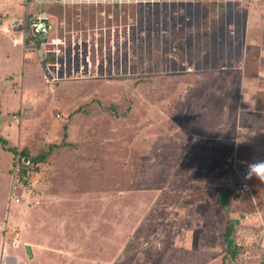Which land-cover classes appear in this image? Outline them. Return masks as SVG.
I'll list each match as a JSON object with an SVG mask.
<instances>
[{"label":"rangeland","instance_id":"obj_1","mask_svg":"<svg viewBox=\"0 0 264 264\" xmlns=\"http://www.w3.org/2000/svg\"><path fill=\"white\" fill-rule=\"evenodd\" d=\"M43 6L60 40L51 60L24 42L34 3L0 0V136L32 155L64 131L67 144L23 182L0 142V264H222L227 218L242 250L225 264H261L264 182L234 189L264 161V0ZM213 124L222 140L196 137L176 173L178 188L188 165L197 182L215 175L210 216H147L141 190L179 163L173 144Z\"/></svg>","mask_w":264,"mask_h":264},{"label":"crops","instance_id":"obj_2","mask_svg":"<svg viewBox=\"0 0 264 264\" xmlns=\"http://www.w3.org/2000/svg\"><path fill=\"white\" fill-rule=\"evenodd\" d=\"M20 2V0H19ZM34 3L33 10L36 9L37 4L34 1H31ZM21 3V2H20ZM45 8V7H44ZM38 54V53H37ZM39 55V54H38ZM238 107L240 110H248L250 108V103L248 104V107H244V101L240 100ZM215 123V122H214ZM211 125V124H210ZM200 133H193L192 137L189 135L188 136V142H185L184 145H174L172 149L178 154V152H183V155L179 159V163L176 165V161L174 160L175 158H172L170 161V164H172V170L170 173L172 174H165L162 180L159 181L158 178L154 179L151 177V179H148V185L141 190V202L145 201V198H148L149 204L147 207V216L150 215V212L152 211H158L157 216H165L169 218H174L176 216L174 211H179L182 210L181 216L182 217H196L199 216L201 218L208 217L206 212L208 211L207 209L212 205L213 201V191L211 184H214V178L215 175L213 173H208V177H203L200 176V181L202 182H197L194 179L191 178V175L195 174L197 172L196 168L188 165L187 170H183L182 172L184 173L185 177H189V179H185L183 182V185L178 188L176 185V173L180 171V168L184 169V166L181 165V161L184 162L186 159L187 154L185 152L188 151V163H192V154L195 153V151L198 149L196 145L197 143V138L198 137L201 141L199 143H206L208 146H213L215 143L217 144L218 140H222L218 136V134L214 133V130H216L215 124H213L210 128L209 126ZM246 128L241 124L240 120L237 118L235 121L234 125V135H236L237 140H239L240 136H242V133ZM224 140V139H223ZM181 156V155H180ZM179 156V157H180ZM158 170V166L155 168ZM177 169V170H176ZM194 170V171H193ZM203 174V171H201ZM207 174V173H206ZM243 174H245L243 172ZM169 175V176H168ZM243 179L245 181L246 178L243 176L239 179V181ZM191 180H194L191 183ZM174 185V186H173ZM220 195V194H219ZM142 204V203H141ZM155 208V209H154ZM191 210V212H190ZM202 210L204 212H202ZM186 211V212H184ZM184 212V213H183ZM190 212V213H189ZM152 219L148 221V223H151ZM176 233L172 228L166 230L164 234L169 235L172 239V236ZM29 245V244H28ZM30 246V245H29ZM31 248V247H30ZM32 251V250H31ZM5 255V254H4Z\"/></svg>","mask_w":264,"mask_h":264},{"label":"built area","instance_id":"obj_3","mask_svg":"<svg viewBox=\"0 0 264 264\" xmlns=\"http://www.w3.org/2000/svg\"><path fill=\"white\" fill-rule=\"evenodd\" d=\"M31 1L36 2L37 7L31 16L29 20V34L26 35V37H29L28 45L31 48L36 49V53L38 51L41 52L39 56L42 59H47L48 55H53V58L58 55L60 52V49L54 45H57V43L60 42V40H56L53 38H49V35L51 31L54 28V24L51 21L49 11L44 8L43 5L49 4V5H62V6H82V5H112L117 6V4L125 3V4H138L142 3L144 0H20L21 3H29ZM116 4V5H115ZM77 21H81V17H76ZM25 37V38H26ZM22 37L18 40L15 39V42H21L22 43ZM25 40V39H24ZM36 40L38 41V44L36 43ZM51 63H46L47 66H49ZM26 159V158H25ZM235 193L238 194H245L247 192H250V187L248 185V182L241 179L238 183V185L234 189Z\"/></svg>","mask_w":264,"mask_h":264},{"label":"trees","instance_id":"obj_4","mask_svg":"<svg viewBox=\"0 0 264 264\" xmlns=\"http://www.w3.org/2000/svg\"><path fill=\"white\" fill-rule=\"evenodd\" d=\"M28 40L29 37H26L24 42L28 43ZM36 43L37 45H39L37 40ZM47 59H53V55H48ZM65 140L66 133L64 131L62 139L59 143L48 144V146L44 150L35 155H32L27 149L22 148L21 150H18L16 147L7 146L6 140L0 136V142L4 144V148L13 153V165L18 166V177L23 182H26L25 179L29 169L36 170L38 165L47 159V157L52 153L54 148L67 144ZM24 158L28 160L29 165L24 162ZM222 234L223 242L225 245L222 264H225L224 258L228 257L230 260H233L237 256V254L240 253L242 247L236 242L235 223L230 218H227L225 220V224L222 227ZM261 264H264V249L262 253Z\"/></svg>","mask_w":264,"mask_h":264},{"label":"clouds","instance_id":"obj_5","mask_svg":"<svg viewBox=\"0 0 264 264\" xmlns=\"http://www.w3.org/2000/svg\"><path fill=\"white\" fill-rule=\"evenodd\" d=\"M255 176L259 181L264 182V161H258L249 165L248 175L246 179Z\"/></svg>","mask_w":264,"mask_h":264},{"label":"water","instance_id":"obj_6","mask_svg":"<svg viewBox=\"0 0 264 264\" xmlns=\"http://www.w3.org/2000/svg\"><path fill=\"white\" fill-rule=\"evenodd\" d=\"M38 54H41V52L38 51ZM228 200H229V190L228 189H224L219 195V202H220L221 205H226L228 203ZM25 250H26L27 255L29 257H31L32 256V251H31V248H30V246L28 244L25 245Z\"/></svg>","mask_w":264,"mask_h":264}]
</instances>
